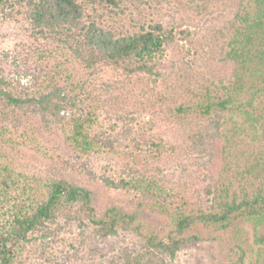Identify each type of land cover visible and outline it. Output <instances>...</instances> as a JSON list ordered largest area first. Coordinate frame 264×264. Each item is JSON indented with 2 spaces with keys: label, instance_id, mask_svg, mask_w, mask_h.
<instances>
[{
  "label": "trees",
  "instance_id": "16d2710c",
  "mask_svg": "<svg viewBox=\"0 0 264 264\" xmlns=\"http://www.w3.org/2000/svg\"><path fill=\"white\" fill-rule=\"evenodd\" d=\"M12 1L0 0V11ZM129 4L26 0L39 72L29 89L0 76V264H16L31 237L60 220L89 225L102 239L132 237L141 252L125 249L121 264L174 259L249 224V253L237 247L224 264H264V234L257 232L264 225V0H237L212 50L221 73L188 60L182 75L159 86L158 66L175 34L154 20L146 28L127 23ZM105 74L131 81L130 92L140 95L130 117L117 120L129 139L116 123H104L116 113V92H128ZM163 124L180 135L178 144L158 136ZM215 149L219 163L202 193L162 174L161 165L175 158ZM98 154L127 168L118 174L108 166L113 176L101 181L129 204L107 202L98 211L93 190L66 174Z\"/></svg>",
  "mask_w": 264,
  "mask_h": 264
},
{
  "label": "rangeland",
  "instance_id": "374dc122",
  "mask_svg": "<svg viewBox=\"0 0 264 264\" xmlns=\"http://www.w3.org/2000/svg\"><path fill=\"white\" fill-rule=\"evenodd\" d=\"M236 2L237 0H132V4H129L132 15L125 14L127 23L133 20L132 26L146 28L154 20L161 22L175 34L174 43L167 47L161 65L158 66L160 77L157 78V86L162 78H177L182 75L188 60H193L198 65L208 64L216 74L222 72L212 60V50L219 44L221 34L229 27ZM27 13L26 0H13L4 11H0V76L24 89L33 85L34 77L39 72L31 59L34 44ZM106 77L110 78L109 83L113 86L117 82V87H121L124 82L128 92L123 90V95L116 92V113H109L104 123H116L122 138L129 139L130 135L126 134L128 128L122 130L117 120L130 117L133 111L130 105L132 101L141 99L140 95L137 91L130 92L133 88L131 81H121L115 74H105ZM144 118L148 120L151 117L145 114ZM102 130L105 131V128ZM155 131L167 143L178 144L181 140L180 135H176V131L168 125L163 124ZM115 162L112 154L91 155L77 163L75 172L66 173L71 180L82 179L93 190L98 211L107 202L129 204L126 195L109 192L101 181L102 177L113 176L108 166L113 167L118 174L127 173V168L122 166L118 169ZM218 163L215 149L175 158L166 166L161 165V170L171 185L183 183L191 188V192L196 189L202 193L215 175ZM144 219L150 224L156 222L152 215H145ZM238 229L239 231L235 228L229 230L220 241L203 242L181 250L174 259L163 255L146 256L148 260L146 258L144 264H224L235 256L237 247L249 253L253 244L255 232L252 225H241ZM257 232L264 234V225L258 227ZM125 249L128 252H141L140 246L132 237L102 239L89 225L83 226L76 220H60L58 225L34 234L16 264H121L124 259L119 261L120 257H129L122 254Z\"/></svg>",
  "mask_w": 264,
  "mask_h": 264
}]
</instances>
